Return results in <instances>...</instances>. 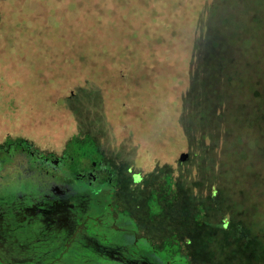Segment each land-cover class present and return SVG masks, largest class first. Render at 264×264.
<instances>
[{
  "label": "trees",
  "instance_id": "1",
  "mask_svg": "<svg viewBox=\"0 0 264 264\" xmlns=\"http://www.w3.org/2000/svg\"><path fill=\"white\" fill-rule=\"evenodd\" d=\"M12 10L6 15L0 10V51L18 52L19 63L13 69L33 56L25 69L34 59L41 60L40 65L53 73L49 81L57 75L63 77V94L48 93L49 101L64 103L73 116L79 115L76 100L84 88L85 100L106 103L112 91L136 89L135 84L141 81L161 89L163 81L167 82L169 101L164 102V109L159 103L157 113L164 120L174 105V115L180 116L186 108L184 100L194 97L197 84H206L207 79L209 87H214L217 76L224 96L220 94L223 111L220 106L216 109L222 117L228 114L222 119L224 131L232 134L233 128H264V0H33ZM6 17L10 24L6 25ZM11 36L16 39L10 41ZM203 60L209 65L204 66ZM199 67L205 70L206 79L197 82L194 78ZM44 68L39 69L35 81H43ZM9 77L13 79L12 73ZM236 85L242 87L244 113L226 95L227 89ZM126 105L122 100L121 107ZM138 106L132 110L139 113L143 105ZM147 111L145 106V120ZM246 151L241 154L248 160ZM256 175L263 181L260 193L264 194V176ZM245 203L248 207L237 205L241 215L230 205V220L210 236L204 232L202 238L213 257H230L238 264H264V217L256 204L248 199ZM228 240L229 245L223 244ZM247 241L251 245L244 243ZM178 253L185 259L179 264L190 261L186 254Z\"/></svg>",
  "mask_w": 264,
  "mask_h": 264
},
{
  "label": "rangeland",
  "instance_id": "2",
  "mask_svg": "<svg viewBox=\"0 0 264 264\" xmlns=\"http://www.w3.org/2000/svg\"><path fill=\"white\" fill-rule=\"evenodd\" d=\"M19 1L0 0V10L6 15L12 8H21V5L33 0ZM6 18V25L10 24L9 18ZM15 39L11 36L10 41ZM18 58L16 50L0 51V132L12 126H22L25 131L19 132L21 135L29 136L36 144L45 148L55 149L62 145L66 137L81 129H89L96 132L97 137L104 142L103 145H107L112 139L120 142L128 140L122 125L123 120L128 117L133 119L135 116L136 119H133L135 123L130 131L131 143L137 139L143 144H148V155L152 160L158 156L165 163L162 174L155 182L159 186L158 189L151 184L147 192L131 190L132 193L148 196H144L142 200L130 199L123 206L140 211L139 214L143 213V222L156 214L160 221L154 225L146 222L143 228L159 247L165 248L164 256H171L174 262L181 263L185 260L180 259L178 255L170 254L173 252L171 249L186 254L191 264H238L230 257L227 260L224 257H219L220 259L213 257L206 248V241L202 236L204 232L210 236L212 231H217V227L225 223L224 221L230 220L228 218H231V213L227 210L230 205L234 212L241 215L242 209L237 205L248 207L245 199L256 204L255 209L262 212L261 216L264 217V194L260 193L263 181L256 175L259 174L260 178L264 176V171L261 173L264 169V128L251 130L233 128L236 131L232 134L224 131L225 124L222 119L228 114L224 113L222 117L220 115L222 112H217L219 106V109L223 106L221 95L224 96L220 93L222 91L218 86L217 76L213 83L214 87H209L210 84L204 76L205 70L199 67L194 79L197 82L206 79L207 83L197 84L193 92L194 97L190 96L191 99L184 100L186 108L180 116L174 115L176 112L174 105L164 120L157 113L159 103L164 109V102L169 101L166 95L168 89L165 88L168 83L164 81L162 89L149 85L148 88L144 81L135 84L136 89H116L111 92L106 103L92 98L87 99L89 100L87 102L85 100L87 91L84 88L81 90L80 100H76L79 115L73 116L64 103L52 104V101H49L48 93L57 97L63 94L60 87L63 85V77L57 75L54 81L53 78L49 81L53 73L44 68L45 65H40L44 62L41 60L34 59L25 69L24 65L26 63L28 65L33 56L29 57L25 64L20 65L21 67L13 69L15 63H19ZM203 65H209L207 60H203ZM40 68H44V75H41L44 78L38 82L35 78L40 77V74H37ZM11 73L13 79L9 77ZM236 86L227 89L226 95L231 97V103L235 108L244 113L242 87ZM215 90L216 95L213 94ZM114 96H117V99ZM259 98L261 97L257 98L258 103L261 102ZM122 100L127 104L125 107H121ZM138 103L150 110L149 113L147 111V120L143 118L142 107L139 113L132 110L139 109ZM221 110L223 111V108ZM156 132H160L161 135ZM250 145L254 148L249 149ZM244 149L247 150L248 160L242 157L241 152ZM182 151L190 153L185 161L178 158ZM155 193L164 195L155 196ZM222 197L223 199H220ZM234 223L238 224L236 221ZM230 231L234 232L232 230L227 232L231 233ZM236 234L239 237L241 235L239 232ZM244 243L251 245V241ZM223 244L229 245L230 241H224Z\"/></svg>",
  "mask_w": 264,
  "mask_h": 264
},
{
  "label": "flooded vegetation",
  "instance_id": "3",
  "mask_svg": "<svg viewBox=\"0 0 264 264\" xmlns=\"http://www.w3.org/2000/svg\"><path fill=\"white\" fill-rule=\"evenodd\" d=\"M133 119L122 124L128 140L107 145L89 129L55 149L21 135L22 126L0 132V264H179L143 228L156 214L143 222L123 206L148 196L131 190L158 189L165 163L148 144L131 143Z\"/></svg>",
  "mask_w": 264,
  "mask_h": 264
},
{
  "label": "water",
  "instance_id": "4",
  "mask_svg": "<svg viewBox=\"0 0 264 264\" xmlns=\"http://www.w3.org/2000/svg\"><path fill=\"white\" fill-rule=\"evenodd\" d=\"M188 156H189V153L186 152V151H182V152L180 153V159H181V160H186V159L188 158ZM110 256H111V257H112V256L119 257V256H117V255H114L113 253L110 254ZM131 264H155V263H151V262H149V261L147 260V258L145 257V262H144V261H142V262L135 261L134 263H131Z\"/></svg>",
  "mask_w": 264,
  "mask_h": 264
}]
</instances>
